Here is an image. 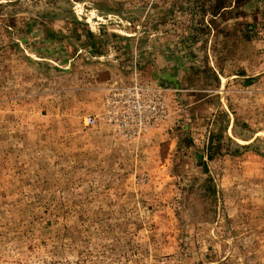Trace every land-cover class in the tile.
Instances as JSON below:
<instances>
[{
    "label": "rangeland",
    "instance_id": "rangeland-1",
    "mask_svg": "<svg viewBox=\"0 0 264 264\" xmlns=\"http://www.w3.org/2000/svg\"><path fill=\"white\" fill-rule=\"evenodd\" d=\"M0 264H264V0H0Z\"/></svg>",
    "mask_w": 264,
    "mask_h": 264
},
{
    "label": "built area",
    "instance_id": "built-area-1",
    "mask_svg": "<svg viewBox=\"0 0 264 264\" xmlns=\"http://www.w3.org/2000/svg\"><path fill=\"white\" fill-rule=\"evenodd\" d=\"M144 92L145 89L140 86H134L126 90L124 100L127 103V111L122 112L121 115L124 126H129L128 123H130L133 129H141L146 123V117L143 116V102L140 100Z\"/></svg>",
    "mask_w": 264,
    "mask_h": 264
}]
</instances>
